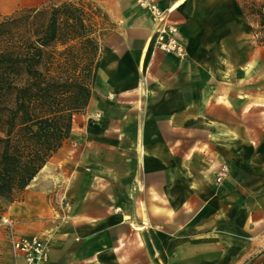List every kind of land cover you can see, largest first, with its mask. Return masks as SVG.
Returning <instances> with one entry per match:
<instances>
[{
	"label": "crops",
	"instance_id": "1",
	"mask_svg": "<svg viewBox=\"0 0 264 264\" xmlns=\"http://www.w3.org/2000/svg\"><path fill=\"white\" fill-rule=\"evenodd\" d=\"M45 1L0 0V14ZM176 2L160 6L182 61L148 42L135 0H98L114 28L88 102L0 212L48 264H264V26L240 0Z\"/></svg>",
	"mask_w": 264,
	"mask_h": 264
},
{
	"label": "trees",
	"instance_id": "2",
	"mask_svg": "<svg viewBox=\"0 0 264 264\" xmlns=\"http://www.w3.org/2000/svg\"><path fill=\"white\" fill-rule=\"evenodd\" d=\"M50 1L0 14V198L8 202L20 199L69 135L72 114L87 104L97 69L100 49L84 8L91 3L51 5L41 20ZM240 1L264 26V0ZM94 10L101 23L113 25L100 7Z\"/></svg>",
	"mask_w": 264,
	"mask_h": 264
},
{
	"label": "built area",
	"instance_id": "3",
	"mask_svg": "<svg viewBox=\"0 0 264 264\" xmlns=\"http://www.w3.org/2000/svg\"><path fill=\"white\" fill-rule=\"evenodd\" d=\"M135 4L149 18L152 33L148 42L165 54L186 59L187 44L179 25L170 18L171 7H161L160 0H135ZM228 171V165L221 164L215 182H222ZM0 227L7 244L4 249L0 237V264H48L47 246L40 236L19 231L16 221L9 217L0 218ZM3 252L7 258L1 256Z\"/></svg>",
	"mask_w": 264,
	"mask_h": 264
},
{
	"label": "rangeland",
	"instance_id": "4",
	"mask_svg": "<svg viewBox=\"0 0 264 264\" xmlns=\"http://www.w3.org/2000/svg\"><path fill=\"white\" fill-rule=\"evenodd\" d=\"M72 2L76 5H81L85 4V3H91V6L88 8L86 7V5H84V8L86 11H88V13L90 14V26L88 27V32L91 33V35L93 37H95L97 39L98 42V47L100 49L101 44H102V39L105 36V34L107 32H109L110 30H112L114 28V23L113 25H110L109 23L105 22V23H101L103 20L101 18V16L94 10V7H100L98 4V0H52L50 2L47 3L46 6V11L43 12V14L41 15V20L46 19L48 16V11H49V7L51 5H58L61 2ZM242 1H251V0H242ZM263 0H257L258 3H260ZM101 11L105 12L101 7H100ZM257 30L260 31V33L262 34V30L260 28H258ZM102 32H105V34ZM58 49H60V47H58ZM99 53V50L96 52L95 55V60L97 58V55ZM80 72L78 69H76L75 71V75H79ZM8 202V200L4 199V198H0V212L4 209L3 205Z\"/></svg>",
	"mask_w": 264,
	"mask_h": 264
},
{
	"label": "bare ground",
	"instance_id": "5",
	"mask_svg": "<svg viewBox=\"0 0 264 264\" xmlns=\"http://www.w3.org/2000/svg\"><path fill=\"white\" fill-rule=\"evenodd\" d=\"M182 1H183V0H178V2H176V5L179 4V3H181Z\"/></svg>",
	"mask_w": 264,
	"mask_h": 264
}]
</instances>
